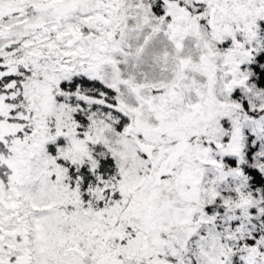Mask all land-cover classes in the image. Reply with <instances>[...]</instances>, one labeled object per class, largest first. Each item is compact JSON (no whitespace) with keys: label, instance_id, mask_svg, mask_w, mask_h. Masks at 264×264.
<instances>
[{"label":"snow or ice","instance_id":"1","mask_svg":"<svg viewBox=\"0 0 264 264\" xmlns=\"http://www.w3.org/2000/svg\"><path fill=\"white\" fill-rule=\"evenodd\" d=\"M0 264H264V0H0Z\"/></svg>","mask_w":264,"mask_h":264}]
</instances>
